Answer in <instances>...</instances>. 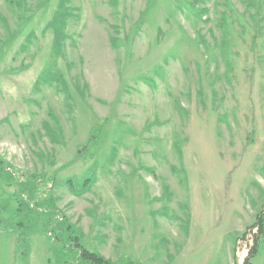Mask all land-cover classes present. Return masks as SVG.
<instances>
[{"label":"rangeland","instance_id":"rangeland-1","mask_svg":"<svg viewBox=\"0 0 264 264\" xmlns=\"http://www.w3.org/2000/svg\"><path fill=\"white\" fill-rule=\"evenodd\" d=\"M0 156V264H264V0H0Z\"/></svg>","mask_w":264,"mask_h":264},{"label":"trees","instance_id":"trees-1","mask_svg":"<svg viewBox=\"0 0 264 264\" xmlns=\"http://www.w3.org/2000/svg\"><path fill=\"white\" fill-rule=\"evenodd\" d=\"M58 17H59V15H58ZM64 20H65V18L62 21H59L57 19V21L55 23L56 28L59 25L63 24ZM55 35H56V33H55ZM56 42L58 43V45H61V41H60V37L59 36H57ZM2 165H8V164H7V161L4 160L0 156V170L3 169ZM84 191L86 192V188H84ZM61 222L68 223L66 217ZM72 227L73 226L70 223H68V228L71 229ZM257 227H259V235H262L264 233V213H261L260 216H258V218L256 219V222L252 225V228H257ZM75 239L77 241H73L72 242L71 249L74 252H79V255H80L79 261H80L81 264H116V263L112 262L111 260H109V259L105 258L104 256H102L101 254H99L97 252H93L91 250H88V249H86V247H82V245L80 244V238L79 237H76ZM258 248H259V238L257 237V238L254 239V245L250 249L247 258L244 261V264H253L254 258L256 257V255L258 253ZM130 264H139V263L135 262V263H130Z\"/></svg>","mask_w":264,"mask_h":264}]
</instances>
